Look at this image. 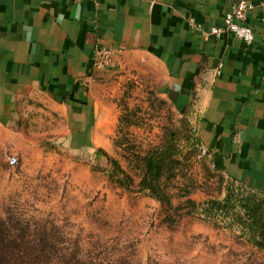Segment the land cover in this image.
I'll return each instance as SVG.
<instances>
[{
  "label": "crops",
  "instance_id": "0c3cea01",
  "mask_svg": "<svg viewBox=\"0 0 264 264\" xmlns=\"http://www.w3.org/2000/svg\"><path fill=\"white\" fill-rule=\"evenodd\" d=\"M236 1L0 0V120L34 113L102 145L110 92L155 69L165 95L193 110L213 167L264 191V0H246L251 44L208 34ZM96 46L118 50L116 66L92 68Z\"/></svg>",
  "mask_w": 264,
  "mask_h": 264
},
{
  "label": "rangeland",
  "instance_id": "374dc122",
  "mask_svg": "<svg viewBox=\"0 0 264 264\" xmlns=\"http://www.w3.org/2000/svg\"><path fill=\"white\" fill-rule=\"evenodd\" d=\"M152 70L110 92L114 120L102 145L34 113L0 120V226L21 247H45L53 263L264 264V250L234 222L205 211L229 179L200 154L193 110L165 95ZM170 141L164 202L138 183L142 156Z\"/></svg>",
  "mask_w": 264,
  "mask_h": 264
},
{
  "label": "trees",
  "instance_id": "16d2710c",
  "mask_svg": "<svg viewBox=\"0 0 264 264\" xmlns=\"http://www.w3.org/2000/svg\"><path fill=\"white\" fill-rule=\"evenodd\" d=\"M172 141L164 147L152 149L142 156L143 165L139 187L156 199L169 202V197L161 182L165 173L173 172ZM111 163L122 173V168L113 159ZM205 211L234 222L246 240L264 250V192L251 186L229 179L222 199L204 202ZM0 226V264H65L49 262L45 247H21L17 236Z\"/></svg>",
  "mask_w": 264,
  "mask_h": 264
},
{
  "label": "built area",
  "instance_id": "2783aa9c",
  "mask_svg": "<svg viewBox=\"0 0 264 264\" xmlns=\"http://www.w3.org/2000/svg\"><path fill=\"white\" fill-rule=\"evenodd\" d=\"M252 5L246 0H237L220 18L218 23L212 24L209 27L208 34L220 38L223 34H232L236 38L243 41L246 45H249L254 40V31L252 27L246 23V16ZM197 30H202V24H193ZM118 50L114 48H101L96 46L93 50L91 65L94 69H107L116 66V55ZM222 63L219 62L215 69V74H220ZM239 133H236L234 140H238ZM199 151L202 155H208L207 148L203 145H199ZM16 156H9V164L16 162Z\"/></svg>",
  "mask_w": 264,
  "mask_h": 264
}]
</instances>
